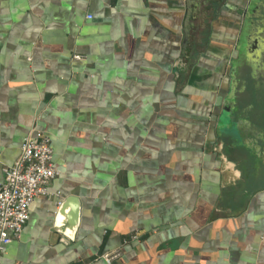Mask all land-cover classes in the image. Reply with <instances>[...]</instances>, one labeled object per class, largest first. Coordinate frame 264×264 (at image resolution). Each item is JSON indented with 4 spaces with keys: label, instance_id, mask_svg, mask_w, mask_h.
Masks as SVG:
<instances>
[{
    "label": "crops",
    "instance_id": "1",
    "mask_svg": "<svg viewBox=\"0 0 264 264\" xmlns=\"http://www.w3.org/2000/svg\"><path fill=\"white\" fill-rule=\"evenodd\" d=\"M257 1L0 0V179L26 133L49 136L58 169L0 264H105L116 247L110 264H264ZM232 65L249 85L235 138L218 126ZM66 194L72 240L54 230Z\"/></svg>",
    "mask_w": 264,
    "mask_h": 264
},
{
    "label": "built area",
    "instance_id": "2",
    "mask_svg": "<svg viewBox=\"0 0 264 264\" xmlns=\"http://www.w3.org/2000/svg\"><path fill=\"white\" fill-rule=\"evenodd\" d=\"M72 56L78 58L81 55ZM1 171L0 253L8 243L19 237L33 197L37 194H50L47 184L58 173V169L52 162L49 136L41 131L33 135L24 134L16 158L11 163L4 164ZM55 195L58 196V193L55 192ZM134 239L136 234H129V240ZM121 253V249L116 247L104 250L97 256L105 264H110Z\"/></svg>",
    "mask_w": 264,
    "mask_h": 264
},
{
    "label": "water",
    "instance_id": "3",
    "mask_svg": "<svg viewBox=\"0 0 264 264\" xmlns=\"http://www.w3.org/2000/svg\"><path fill=\"white\" fill-rule=\"evenodd\" d=\"M258 1L252 0V4L256 5ZM252 10H246V17L249 19V24H251V17ZM236 69L235 65L231 66L230 75H231V85L230 90L226 94L223 99V106L222 112L218 119V126L224 127L227 130V134L229 137L235 138L237 133L234 132V125L239 120L238 116V108H237V97L234 93L237 84L236 78ZM224 128L221 129V132H224ZM56 207L54 209V230L67 238L68 240L73 239V235L75 229L78 225V218H79V208L80 202L76 195L74 194H66L62 198L56 199Z\"/></svg>",
    "mask_w": 264,
    "mask_h": 264
},
{
    "label": "flooded vegetation",
    "instance_id": "4",
    "mask_svg": "<svg viewBox=\"0 0 264 264\" xmlns=\"http://www.w3.org/2000/svg\"><path fill=\"white\" fill-rule=\"evenodd\" d=\"M251 29V33L249 34V36L247 37V44L248 45H261V28H250ZM261 61V57L260 60ZM261 72V70H260ZM239 73L245 75V77H241V81L239 82V85L237 87V89L239 90V94H241V92H243L244 90H246L249 85H248V81L246 79V76L248 75V70L245 69L244 66L239 67ZM243 78V79H242ZM252 85V84H251ZM261 85V82H260Z\"/></svg>",
    "mask_w": 264,
    "mask_h": 264
}]
</instances>
